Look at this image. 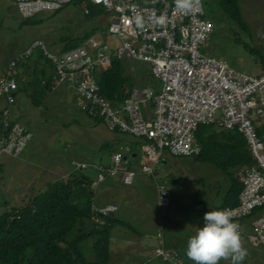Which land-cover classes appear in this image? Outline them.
Listing matches in <instances>:
<instances>
[{
  "label": "built area",
  "instance_id": "obj_1",
  "mask_svg": "<svg viewBox=\"0 0 264 264\" xmlns=\"http://www.w3.org/2000/svg\"><path fill=\"white\" fill-rule=\"evenodd\" d=\"M22 18L42 12H51L70 0H14ZM103 6L108 25L103 33H96L84 44L61 55L46 51L43 42L33 41L7 67V79H0V96L7 107L2 112L6 137L0 138V155L17 159L32 137L19 124L10 125L9 107L14 103L17 84L13 78L15 62L29 57L39 48L53 64L55 84L65 83L74 90L88 115L98 117L107 130L130 134L141 140L144 155L140 173L153 179L154 166L165 161V155L174 158L197 155L201 147L194 140L198 126H213L218 130H236L246 143L253 164L235 172L240 184L238 202L231 210L233 222L248 220L251 230L241 238L251 247L264 250V70L258 74L236 72L220 58L205 50L213 31V23L205 18L202 3L191 11L176 8L175 0H90ZM88 14L86 3L81 4ZM143 18V27L135 23L137 15ZM164 17L160 23L159 18ZM126 61L135 79L129 97L120 105H112L97 89L95 75L106 70L112 59ZM132 60L148 66L149 76L156 82L142 86L132 67ZM81 73L83 76H79ZM126 115V116H125ZM253 122V124L251 123ZM260 131V132H259ZM128 146L111 156L107 167L81 164L98 172L96 182L106 177L118 178L121 184L131 185L137 176L130 168ZM165 181H156L157 208L169 205ZM200 206V207H199ZM198 210L203 207L199 205ZM117 210L113 204L91 205L92 224L101 223V217ZM223 210V209H222ZM154 256L168 264H184L183 259L166 246L159 229Z\"/></svg>",
  "mask_w": 264,
  "mask_h": 264
},
{
  "label": "rangeland",
  "instance_id": "obj_2",
  "mask_svg": "<svg viewBox=\"0 0 264 264\" xmlns=\"http://www.w3.org/2000/svg\"><path fill=\"white\" fill-rule=\"evenodd\" d=\"M201 3L205 18L213 23V31L206 43L205 50H202V52H207L215 58L225 60L236 72L252 75L258 74L261 70V65L256 57L257 55L251 52V49L263 52L264 55V0H240L238 2L244 23L243 26L220 13L219 7L216 6L217 0H201ZM20 17L14 0H0V79L4 75L3 73L8 62L11 59H16L32 43V39L39 38L46 46L48 40L51 42L56 41L59 34L64 35L68 32L73 34L79 33L94 25H103L107 21L105 13L99 16L97 20L88 21L80 9L71 6L52 15L48 12L35 14L33 20H39L40 23L34 26L21 25ZM49 37L50 39H48ZM141 64L137 61H132V67L136 71L141 84H148L150 83V78L145 75L144 71V74L141 73L139 68ZM142 66L145 67L144 69H147L146 74H148V66L144 64ZM128 70L131 74L129 65ZM59 85L66 86L65 83ZM68 99L71 106L67 110L62 104L52 105V102L48 106V110L42 113L33 107L30 108L29 100L24 96H21L19 99L20 105L22 101L26 103L25 109L22 108L19 113L24 115L25 110H29L30 115L25 116H31V119L32 116L34 117L32 121H25L26 119H23L20 122L25 126H29L33 137L40 138L39 155L42 157H37L39 159L37 160V164L39 165L30 167L22 162L12 160L8 162L4 155H0V214L8 210L10 206L25 204L30 198L40 192L37 191L39 190L38 184L34 186L35 182H33V179L38 176L36 173L37 170L41 169V163L46 165L49 160L50 151L46 150V147L48 145L52 146V143H49L50 137H73V144L69 145L70 151L81 147L84 135L83 133L79 134V132L83 131L81 130L84 127L82 121L87 120V117L76 109L75 99H77V102L79 101L77 95L75 97L71 93ZM3 103L4 101L0 97V106ZM65 117L67 119H64ZM60 123L66 125L69 123L68 126L70 127L63 128ZM72 134H78V136H72ZM130 136L134 137L130 134L123 135V137ZM78 137H81V140ZM93 148L94 146H92ZM78 153L81 154V151H78ZM55 155L59 158L54 157L51 160L53 164L63 161L62 153L58 152ZM91 160L98 162L96 157H92ZM142 164L143 161L137 167L138 169H135L137 175H141L139 174V169ZM86 172L85 174L88 176ZM44 175L41 176L43 177ZM144 177L151 180L155 190L156 181L166 182V185L163 184L169 192V203L171 195L172 205L170 207L176 212V214H168L169 221L167 227L175 231L173 234L177 232L180 234L177 248H180L184 252V255H186L187 241L195 234L199 227L203 226V217L206 213L204 205H201L203 208L198 210L197 207L200 204L194 205V203L199 201L207 206L218 204L219 196L224 193L228 186V180L215 168L200 164L193 157L174 158L169 155H165L164 162L154 166L153 179ZM141 178L143 177L138 176L137 180ZM91 182L92 179L89 178V183L91 184ZM76 183H78V180H76ZM140 184L134 182L136 187L133 188L127 185L128 191L124 190L121 186V190L112 191L111 193L107 190L106 195L105 193L101 195L102 198L106 199L104 201H109L108 199L112 196L117 201L126 200L131 197V201L135 198L145 200L144 205H140L138 202L134 204L122 202L119 205V211L116 216L122 219L123 222H127L128 226H115L110 230L109 240L111 241L109 242L111 244H109V257L106 264H150L148 260L151 255L147 242L152 237L156 238L159 228L157 232L152 231L154 226L150 224L149 217L151 216V219H154L156 215L158 216L157 210L159 208H157L156 202L155 206L157 210L152 211L149 209V207L154 206L153 188ZM103 189L106 188L103 187ZM31 190H33L32 194L30 193ZM120 193L122 194V199H118ZM173 218L180 219L178 220L180 222H173ZM236 223L239 224V222ZM99 224H102V221ZM176 224L178 225L177 227ZM239 226L244 229L242 225L239 224ZM248 227V231H250L251 227ZM145 232L148 234H145ZM242 243L248 251V255L244 260L245 263H263V249L253 248L244 241ZM89 245L90 242H88ZM183 259L185 261L184 257ZM219 263L230 264L231 260L222 259Z\"/></svg>",
  "mask_w": 264,
  "mask_h": 264
},
{
  "label": "trees",
  "instance_id": "obj_3",
  "mask_svg": "<svg viewBox=\"0 0 264 264\" xmlns=\"http://www.w3.org/2000/svg\"><path fill=\"white\" fill-rule=\"evenodd\" d=\"M239 1L217 0L216 6L224 16L243 26L242 15L238 7ZM83 3H86L87 8L91 4L90 0H70L59 9L48 13L52 15L70 6L83 12L81 7ZM88 10V14H83V16L91 22L104 14L101 6L95 5V7H89ZM20 20L21 25L34 26L40 23L39 20H33V17H20ZM106 25H108L107 21L103 25H94L79 33L59 34L56 41L48 40L46 42V51L53 55H61L76 49L97 32L103 33L105 36ZM36 40L39 38L31 41ZM251 52L257 55L261 65L260 72H262L264 70L263 52L254 49H251ZM11 61H15V59H11L9 62ZM138 63L141 64V62ZM32 64L38 65L39 69L31 70L30 65ZM7 67L3 73L6 79L8 78L6 76ZM19 68L25 69L24 72L27 74L25 79L18 72ZM139 68L141 73L145 72V75L152 80V84H155V81L146 74L147 69H144L142 64ZM13 71L17 91L12 94L14 103L9 107L8 119L10 125H21L12 119L10 113V108L15 104L16 95L25 92L29 105L39 108L42 106L46 94L56 86L55 70L44 53L39 48H35L29 57L15 62ZM138 81L140 82L139 78ZM135 82L128 70V63L115 58L111 60L108 69L96 74L99 94L113 106L129 97ZM0 97L4 101V107L0 110V117H2V112L7 104L6 99ZM21 126L31 133L23 125ZM2 127L0 125V138L7 135V131L1 129ZM113 133L118 134L117 132ZM194 140L201 150L193 159L200 164L215 168L228 180V186L219 196L218 204L211 206L204 204L205 212L235 206L240 192V184L235 178V172L253 164L242 135L236 130H218L213 126L200 125L194 133ZM142 142L140 144H143ZM129 166L132 168L130 161ZM91 205L96 204L93 203V193L90 187L82 186L74 180H68L65 183L62 181L50 183L42 192L34 195L25 204L10 206L8 210L0 214V264H106L109 257L111 228L116 225L128 226V223L112 215H107L101 217V225H93L90 222ZM262 210L264 207L254 211V215ZM89 241L90 245L88 246ZM242 264L246 263L243 261Z\"/></svg>",
  "mask_w": 264,
  "mask_h": 264
},
{
  "label": "crops",
  "instance_id": "obj_4",
  "mask_svg": "<svg viewBox=\"0 0 264 264\" xmlns=\"http://www.w3.org/2000/svg\"><path fill=\"white\" fill-rule=\"evenodd\" d=\"M32 64L31 66V70L35 69L38 70L39 67L38 65ZM27 68H28V64H27ZM24 68H19L18 72L21 73L23 79L26 78L27 74L26 72H24ZM260 72V71H259ZM258 72V73H259ZM136 78H137V74L136 71H134ZM141 84V82H140ZM152 84V81L150 80V83L144 85H150ZM142 85V84H141ZM156 87H158V85L154 84ZM143 86V85H142ZM73 94V96L76 97L74 90L68 88L65 85H56L53 87V89L46 94L43 104L42 106H40L39 108H35L36 110H38V112L40 111V113L44 112L45 110H48V106L51 105H55V104H59V105H63L64 108L67 110V108H69V106H71V104L69 103V94ZM21 96L26 97L25 92H20L16 95V99H15V104L12 106V108H10V113H11V117L13 120H16V122L20 123V120L26 119L25 121H32L34 119V117L32 116V119L30 118L31 116H25V115H30V111L29 110H25L24 115H22V113H19V111H21V109H25V102L22 101L21 105L19 104V99L21 98ZM75 106L77 107L76 109L81 111L84 116L87 117V120L82 121L83 124V128H81V132H79V134L83 133L84 137H83V142L80 148H76L73 151H70V144H73L72 140L73 137H69V136H60V137H50L51 140L49 143H52V146L48 145L46 147V150L50 151V157L48 162L46 163V165L41 163L40 166V170H37V177L35 179H33V182H35L34 186H36L38 184L39 186V190L42 192V189H45L47 187L48 184L50 183H54V182H58V181H62V182H66L68 180L70 181H80V184L84 185V186H89L90 190L92 189V193H93V203L97 204V205H104V204H114L117 207V211L115 214H113L112 216L123 221L122 219L118 218L116 216V214L119 211V205L123 202L126 204H131V203H135L138 202V204L140 205H144L145 200L139 198V199H133L132 201L130 200L131 198H127L126 200H115L116 198H113L114 196L110 197L108 200L109 201H104L106 200L105 198H102V194L105 193L106 195V191L109 190L110 193L112 191H116V190H121V186L124 188V190L128 191L126 187V185L121 184V182L119 181L118 178H106L103 182L100 183H96L94 180H92L91 184L89 183V178H91V169L89 168H81V164H89V165H98L101 164L102 165V159L108 157L110 160V156L119 151L120 149H123L124 147L128 146L130 149V155L128 156V160L130 161L131 167L132 169H138L137 167L139 166V164L142 163L143 160V154L140 150V146L138 147V144H140L142 141H140L137 137H123L122 133H113L111 131H108L104 125L102 124V122L100 120L97 119V117L95 118V116L93 115H88L85 110L78 105L77 99H75ZM4 107V103L0 106V110L1 108ZM30 108H32L29 105ZM39 113V114H40ZM68 114V113H65ZM49 115V114H47ZM91 116V117H90ZM95 118V119H94ZM64 119H67V117H65ZM97 119V120H96ZM1 125V124H0ZM23 125L26 129H28L31 134H32V130H30L28 125ZM61 126H63V128H67L70 127L68 126L69 123L66 124H61ZM260 129H263V126H260ZM73 133V132H70ZM78 136V134H72V136ZM129 136V135H128ZM81 140V137H78ZM93 142V143H92ZM41 144V140L39 137H31L27 147L25 148V150L21 153V155L17 158H10V157H5L6 160H8V162L10 160L12 161H16V162H22L26 165H29L30 167L32 166H37L39 164H37V157L40 156L39 154V146ZM141 145V144H140ZM92 146H94V148L92 149ZM54 151V153H52ZM78 151H81V154L78 153ZM62 153L63 154V161L62 162H58L53 164V162L51 160H53L54 157H57L55 154L57 153ZM52 154V155H51ZM199 154V153H198ZM197 154V155H198ZM42 157V156H40ZM92 157H96V159L98 160V162L92 161L91 158ZM194 157V156H192ZM36 162V164H34ZM110 162V161H109ZM109 163L107 165H103V166H108ZM88 171V172H86ZM136 171V170H135ZM85 172L88 174V176L85 174ZM45 174V175H44ZM41 175H44L43 177ZM138 176H141L143 178L137 180ZM32 182V181H31ZM134 182L140 184V185H147V186H151V188H153V200H154V206L151 208L149 207V209L153 210H157L155 204H156V190L152 185V182L150 179L145 178L142 175H137L135 180L133 181V183L129 186V187H133L135 188L136 185H134ZM106 188V189H103ZM123 190V189H122ZM171 192V191H170ZM31 194L33 193V190H31L30 192ZM36 195V194H35ZM117 197V196H116ZM31 199V198H30ZM118 199H122V194H119V198ZM204 205L202 202H195L194 205ZM172 205V199H171V195H170V203L167 207L164 208H160L159 210H157L158 212V216L156 215L154 219H151V216L149 217L150 219V224L154 226V229L152 231L157 232L158 228L162 230L163 235L165 237L166 240V244L168 246V248L173 249L174 251H176L178 253L179 256L184 257L185 261L188 264H194V262L192 260H190L186 255H184V252H182L180 250V248H177L178 245V239H180V234L177 232L176 234H173L175 231L171 230L167 227V223L169 221L168 219V214L169 213H175V211H173L171 209ZM194 207V206H193ZM175 218V217H174ZM172 219L173 222L175 223H179L180 219ZM125 222V221H124ZM127 223V222H126ZM240 225L243 226L244 229L240 228V230L243 231V233H248V229L250 226L249 221L248 220H244L242 222H239ZM118 226V225H116ZM178 225L176 224V227ZM115 227V226H114ZM113 227V228H114ZM111 228V229H113ZM145 234H148L147 232H145ZM155 235V234H154ZM111 241V240H109ZM242 241L246 242L244 239H242ZM90 242V241H89ZM148 243V249H149V253H150V258L148 260V262H150V264H168L167 262H163L160 259L156 258L154 256V248L156 245L155 242V237L150 238V241L147 242ZM247 243V242H246ZM109 244H111L109 242ZM248 244V243H247ZM249 245V244H248ZM262 250V249H261ZM263 251V263L264 264V250ZM153 252V254H152ZM255 255V254H254ZM188 260V261H187ZM247 264V263H246Z\"/></svg>",
  "mask_w": 264,
  "mask_h": 264
},
{
  "label": "clouds",
  "instance_id": "obj_5",
  "mask_svg": "<svg viewBox=\"0 0 264 264\" xmlns=\"http://www.w3.org/2000/svg\"><path fill=\"white\" fill-rule=\"evenodd\" d=\"M198 4L199 0H175L176 8L184 12L193 10ZM159 22L163 23L164 17H160ZM135 23L138 26L143 27L144 21L142 16L138 14L135 17ZM96 177L94 180L95 182ZM96 206L100 207L103 205L96 204ZM116 211L110 215L115 214ZM203 221V226L199 227L196 230L195 234L192 235L187 241V257L192 260L194 264H219L222 259H230L231 264H242V262L248 255V251L243 246L241 234L239 231V224L233 222V213L231 212V210L223 209L207 211L204 214ZM181 258L183 259V257ZM184 264L188 263L184 261Z\"/></svg>",
  "mask_w": 264,
  "mask_h": 264
},
{
  "label": "bare ground",
  "instance_id": "obj_6",
  "mask_svg": "<svg viewBox=\"0 0 264 264\" xmlns=\"http://www.w3.org/2000/svg\"><path fill=\"white\" fill-rule=\"evenodd\" d=\"M200 2H201V0H200ZM89 7H95V4L91 3L90 6H88V8H89ZM88 8H87V9H88ZM102 9H105V8L102 6ZM88 11H89V10H88ZM104 13H105V12H104ZM82 14H84V13L82 12ZM204 16H205V15H204ZM104 32H105V31H104ZM95 34H96V33H95ZM95 34H94V35H95ZM88 39H89V38H88ZM88 39H87V40H88ZM87 40H86V41H87ZM83 44H84V43H82V45H83ZM69 51H70V50H69ZM69 51H67V52H69ZM65 53H66V52H65ZM20 55H21V54H20ZM132 61H135V60H132ZM132 61H131V62H132ZM78 75H79V76H83L81 73H79ZM95 80H96V75H95ZM97 89H98V86H97ZM98 93H99V89H98ZM107 101H108V100H107ZM108 102H109V101H108ZM109 103H110V102H109ZM110 104H111V103H110ZM80 105L83 106V107H86V104H84V103H82V102L80 103ZM111 105H112V104H111ZM118 105H120V104H118ZM118 105H117V106H118ZM112 107H114V106L112 105ZM125 116H126V115H125ZM97 118H98V117H97ZM98 119H99V118H98ZM99 120H100V119H99ZM2 121H3V118L0 117V124H1V125H2ZM100 121H101V120H100ZM101 122H102V121H101ZM253 122H254L255 127L258 126V128L260 129V126H259L260 124H258L259 121H258L257 119H255ZM253 122L251 121L252 124H253ZM102 124L104 125L103 122H102ZM2 126H3V125H2ZM104 127H105V125H104ZM105 128H106V127H105ZM1 129H3V127H2ZM106 129H107V128H106ZM263 129H264V126H263ZM108 131H109V130H108ZM111 132H114V131H111ZM118 133H120V132H118ZM30 139H31V138H30ZM30 139H29V141H30ZM144 142H146V141H143L142 143H144ZM141 145H142V144H141ZM141 152H142V151H141ZM113 154H114V153H113ZM142 154H143V153H142ZM111 156H112V155H111ZM111 156H110V161H111ZM194 156H196V155H194ZM143 157H144V155H143ZM185 157H192V156H185ZM101 163H102V162H101ZM108 163L110 164V162H108ZM103 165H104V164H102V165L99 164L98 166H101V167H104V168L107 167V166H103ZM141 167H143V164L141 165ZM92 168L94 169V167H92ZM93 169H91V171H95V170H93ZM238 195H239V194H238ZM237 202H238V197H237Z\"/></svg>",
  "mask_w": 264,
  "mask_h": 264
},
{
  "label": "water",
  "instance_id": "obj_7",
  "mask_svg": "<svg viewBox=\"0 0 264 264\" xmlns=\"http://www.w3.org/2000/svg\"><path fill=\"white\" fill-rule=\"evenodd\" d=\"M109 162V158L106 157L104 159H102V164L104 165H107ZM98 175V172L97 171H91V179L92 180H95V177ZM78 183L80 184V181H78Z\"/></svg>",
  "mask_w": 264,
  "mask_h": 264
}]
</instances>
